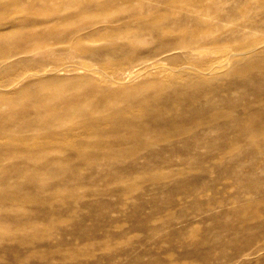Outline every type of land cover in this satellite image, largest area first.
<instances>
[{
    "label": "bare ground",
    "instance_id": "6f19581e",
    "mask_svg": "<svg viewBox=\"0 0 264 264\" xmlns=\"http://www.w3.org/2000/svg\"><path fill=\"white\" fill-rule=\"evenodd\" d=\"M24 1H2L0 10H17ZM63 1L78 10L62 23L50 19L51 33L29 29L45 22L27 13L0 18V32L9 24L40 39L12 48L9 36L0 35V75L8 76L0 81L7 89L0 93V264H180L146 259L141 250L161 226L148 229L158 205L139 183L168 179L161 188L175 193L177 182L195 179L186 168L168 170L203 161L205 152L220 155L204 171L231 168L243 152L264 155V22L254 29L262 33L258 40L242 41L239 29L228 40L211 38L210 12L233 18L227 6L243 0H141L128 12L133 23L100 15L86 21L94 0ZM143 31L158 45L139 52L147 47ZM126 36L130 44H118ZM42 49L40 57H18ZM129 49L138 54L125 57ZM64 56H72L70 64L53 62L47 74L50 62L40 61ZM23 64L36 68L14 74ZM239 94L256 102L243 106ZM222 105L240 114L230 109L222 117ZM241 174L253 183L250 173ZM133 230L150 231L134 237ZM221 239L195 251L199 264H231L243 252L227 254L231 245Z\"/></svg>",
    "mask_w": 264,
    "mask_h": 264
},
{
    "label": "rangeland",
    "instance_id": "374dc122",
    "mask_svg": "<svg viewBox=\"0 0 264 264\" xmlns=\"http://www.w3.org/2000/svg\"><path fill=\"white\" fill-rule=\"evenodd\" d=\"M2 1L5 0H0V4ZM83 1L86 2L87 0ZM94 1L97 4V7H91L88 13L82 15L83 20L88 21L89 19H91L92 15H100L111 19L123 17L124 21L133 23L134 17H132L128 12L132 7L141 6L142 4L141 0ZM227 9L229 13L234 14L233 18H221L213 12H210L209 22L211 25L210 30L212 33L211 38H215L222 34L226 36V39L231 40L234 35L233 31L235 29L240 30L239 34L242 41H255L262 36L261 31H255L254 29L258 25H260L261 22H264V0H243L242 4L237 6L230 3V5L227 6ZM14 10L15 9L0 10V18L7 19L8 17L16 16L20 19L24 13L30 14L31 16H33V18H36L40 22L44 21L45 23H42L39 26L35 24H28V28L34 32L47 34L51 33L52 31V25H50L49 23L50 19L53 18L55 19V21L62 23L66 16H68L69 12L76 11L78 9L74 7L68 8L63 0H25L23 4L19 5L15 12ZM52 13H55L56 15H53ZM244 13L246 15H244ZM116 24L117 23H114V25ZM5 27L6 28L2 32H0V35L9 36L10 41L8 45L12 48H18L21 40L26 44L27 48L34 47L35 44L38 43V40H40L37 38V40L28 37L26 38L24 35L19 34L15 29H10L9 24ZM16 29H18V27ZM143 34V40L147 47L144 48L145 51L139 52H146L148 50L150 51L152 50V48L156 47L155 45H158V42L156 39H154L153 35L147 34L146 32H144ZM125 38L120 39L118 41V44L126 43L125 45H129L132 39L131 36H126ZM103 44L104 42L98 43V45ZM41 54H43V49L34 50L29 54H22L18 57L24 58L26 56H29L37 58L40 57ZM137 54V51L129 49L125 53V57H133ZM71 58L72 56L63 59L61 58V60H58L56 62L55 57H46L42 59L43 61L40 62H50V64L46 66V73L50 74L54 72V69L56 68V66L52 64L53 62L59 65L70 64V62L72 61ZM177 63L178 65H181V62ZM165 65L169 68L172 67V64L169 63H166ZM94 67L99 68L100 64H96ZM35 68V65L32 66L23 64L15 70L14 74L21 75L26 71H30ZM79 72H83V70H80ZM60 74H65V72L62 71L60 72ZM4 75L5 74L0 75V81L7 79L8 76ZM149 77H151V75ZM11 80L12 79L10 78V81ZM17 84L18 86L21 85L20 83ZM5 90L7 89H3L0 86V93L5 92ZM236 99H239L240 103L243 106L256 102V98L251 95L241 97L239 94L236 96ZM230 109V105H222L221 107H219V112L223 117L227 111H230ZM232 113L234 115L236 113L235 116H237L239 112L238 110H232ZM213 152H205L202 157V159L204 158L203 161H188V163H185L183 165L179 164L178 166L175 165L170 170H168V173H176L180 172L181 168H186L190 171L191 177L189 179L192 180V182L195 179L193 183H191L190 180V182H186L187 186H185L186 183H184L185 185H181L183 184L182 182H177L180 185L176 183V186L178 185L181 188L179 187L180 189L175 193L165 192L167 194L166 196V194L164 193L165 190L161 188V185L164 184L168 179H163L164 183L162 182L160 186H157L152 181H146V183L144 184L139 183V186L146 185L149 189H152V191H149V193H147L148 195H146V198L153 202L152 204L154 205V207L158 205L157 207H155L158 210H156L154 220L151 221L152 224L148 226V229H153L155 225L161 226L159 235H156L153 241H148L141 249L142 251L146 250V252H148L146 259H158L167 262L170 258L180 264H199L201 261H197L199 259V256H197L195 253L197 251L202 252L203 249L206 250V248L215 243L216 238L221 239L223 237L224 239H221V241L225 243L228 240L230 242L227 241L226 243L231 245V247L227 246V248L224 245L227 254H235V252L240 253L243 251L242 253L237 254L236 257H234L231 264H264V155L261 153V150L253 152L249 151V153L245 152L246 154L243 152L244 156L242 155L241 160L232 162L230 164V167L232 169L222 168L223 170H220L216 168L213 170L210 169L204 171V169H206V167L208 166V161L212 157H218L220 155V152L217 150H213ZM177 160H180V158L178 157ZM240 172L250 173L249 176L251 178L249 180H252L253 183L250 185V181H248L247 179H243ZM200 174L201 176H199ZM198 176L201 178H199ZM23 181L26 182V179H24ZM258 181L260 182V184ZM208 182L212 183L209 184ZM196 187H198L199 189ZM174 194L176 198L174 197ZM172 199L177 203H175V201L173 202ZM182 210H186V212H188L187 218H179ZM149 212L150 210L148 209L145 214L149 215ZM114 215L117 216V214ZM129 219L130 217H127L124 219V221H126V223H129ZM178 219H180V221H178ZM169 220L175 221L173 223L171 222L170 224ZM116 230L118 232L120 231L119 228ZM192 230L195 234L192 232ZM149 231L150 230L139 232L133 230L131 232V236L138 237L136 235H145ZM221 232H223L222 235ZM249 241L251 244L249 243ZM248 246H252V248L250 249V247ZM186 252L194 254L190 256V254H186ZM186 255L187 257H190L187 258ZM180 259L181 261H179ZM144 260L145 259H136L131 264H142ZM137 261L140 262L138 263ZM221 264H227V261L224 259Z\"/></svg>",
    "mask_w": 264,
    "mask_h": 264
}]
</instances>
